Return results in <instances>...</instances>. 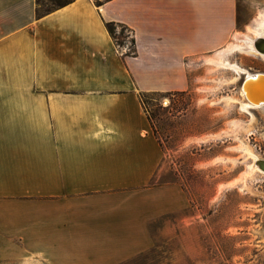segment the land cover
<instances>
[{"label":"crops","instance_id":"crops-1","mask_svg":"<svg viewBox=\"0 0 264 264\" xmlns=\"http://www.w3.org/2000/svg\"><path fill=\"white\" fill-rule=\"evenodd\" d=\"M110 21L131 29L134 54ZM237 30L238 0H73L43 15L0 0V264L151 249V224L189 200L156 181L165 153L141 93L188 90Z\"/></svg>","mask_w":264,"mask_h":264},{"label":"rangeland","instance_id":"rangeland-1","mask_svg":"<svg viewBox=\"0 0 264 264\" xmlns=\"http://www.w3.org/2000/svg\"><path fill=\"white\" fill-rule=\"evenodd\" d=\"M69 1L43 0L42 10ZM262 16L264 0H238L237 31L264 35ZM131 40L117 25L116 41L130 53ZM204 59L188 90L145 99L165 153L156 181L180 185L189 205L152 223L153 247L121 264H264V169L256 163L264 159V106L242 107L244 74ZM225 59L264 72V56L246 45Z\"/></svg>","mask_w":264,"mask_h":264},{"label":"bare ground","instance_id":"bare-ground-1","mask_svg":"<svg viewBox=\"0 0 264 264\" xmlns=\"http://www.w3.org/2000/svg\"><path fill=\"white\" fill-rule=\"evenodd\" d=\"M259 27L264 24V16L259 19ZM255 37L237 33L236 43H231L226 48L220 50L216 54V58L207 59L208 62L214 63L217 66H226L233 69L238 74H244V79L241 83V93L245 98L242 107H262L264 106V72L250 73L245 68H242L237 63L230 62L225 59V56L230 52L243 48L245 45L250 50H253L259 56H264V35L259 31L258 27L254 29ZM257 167L264 169V159L256 158Z\"/></svg>","mask_w":264,"mask_h":264},{"label":"trees","instance_id":"trees-1","mask_svg":"<svg viewBox=\"0 0 264 264\" xmlns=\"http://www.w3.org/2000/svg\"><path fill=\"white\" fill-rule=\"evenodd\" d=\"M72 1H73V0H71V1H69V2H66V3H64V4H59L57 8L62 7V6L68 4V3L72 2ZM94 1H95V3H96L97 6H100V5L106 3V2L109 1V0H94ZM43 6H44V4H43V0H37V14H38V15H43V14H46V13H49V12L53 11L54 9H57V8H54V9H49V8H47V9H43V10H42V7H43ZM105 24H106V27H107L109 33L112 35V37L115 39V41H116V26H117V25H121V26H123V27H126V28L130 29L129 27H127V26L124 25V24L117 23V22H113V21L106 22ZM130 30H131V29H130ZM131 41H132L133 45H135V39L132 38ZM116 42H117V41H116ZM117 44L119 45L118 42H117ZM132 53H133V54L135 53V49L132 51ZM178 92H183V91H173V92L151 91V92H142V93H141V100H142L143 106H144L146 112L148 113V117H149V119H150V122H151V125H152V128H153V131H154L156 137L158 138L159 142H160V138H159V136H158V129H157V126H156L155 123H154V119H153V117H152V115H151V113H150V111H149V108H148V105H147V102H146L145 99H146V97H148L149 94H159V95H164V93H168L169 95H172V94H176V93H178ZM160 144H161V142H160Z\"/></svg>","mask_w":264,"mask_h":264}]
</instances>
